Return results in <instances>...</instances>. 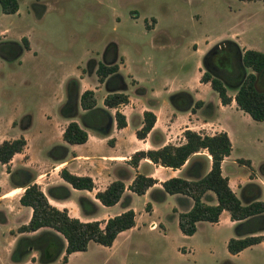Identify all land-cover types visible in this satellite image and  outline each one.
Instances as JSON below:
<instances>
[{"label": "rangeland", "instance_id": "rangeland-1", "mask_svg": "<svg viewBox=\"0 0 264 264\" xmlns=\"http://www.w3.org/2000/svg\"><path fill=\"white\" fill-rule=\"evenodd\" d=\"M34 8L42 13H37ZM153 23V30L145 26ZM155 35H161L168 44L162 48L151 47ZM21 36L28 38L30 49L23 50L18 59L7 60L0 55V141L19 135L25 138L28 159H22L20 153L15 154L10 171L27 168L35 181L34 169L42 167L60 152H51L54 145L84 149L82 144H69L60 135L56 136L55 125L62 117L59 106L65 99L66 78L75 75L79 70L77 66L84 67L92 55L100 58L107 42H115L124 55V61L116 55V62L123 66L122 71L144 86L160 81L170 89L192 86L195 80L194 69H191L195 59L194 43L204 49L207 44L218 43L221 39H240L247 47L264 52V2L18 0L15 12L0 10V41H20ZM84 71V68L79 70L80 74L86 73ZM126 79L133 82L128 76ZM227 92L232 95L234 90L227 87ZM214 93L211 88L201 91L205 99ZM157 95L170 98L161 91ZM97 103L101 104V101L97 100ZM98 104L97 107L104 108L103 104ZM108 109L105 108L110 113ZM162 113H165V107ZM227 113L232 155L249 159L252 166L249 169L244 164H237L234 176L239 180L247 175L257 176L264 163V120H254L235 109ZM5 170V164L0 163L1 186L12 179ZM17 175L14 173L12 177ZM47 178V173H43L35 182L45 190ZM54 178L55 174H51L50 179ZM261 179L264 182V177ZM82 191L73 188L68 198L80 214L78 195ZM262 191L260 199L264 200V189ZM244 192L247 197L252 196L256 194V188L250 185ZM237 195L243 200L240 190ZM144 198L134 195L131 205L136 223L132 228L120 231L111 245L90 241L85 250L70 253L63 264H264V241L234 254L227 251L226 241L235 236V224L228 223L223 216L216 222L204 221L192 234L184 235L176 223L164 218L165 211L175 203L172 198L156 202L151 213L144 205L152 199L148 195ZM49 201L61 206L60 202ZM13 206L10 202V207ZM116 209L117 205L103 207L100 213H113ZM151 219L157 223L154 228L149 226ZM3 220L0 222V264H11L8 255L15 240L10 243V239L21 233L17 227L9 229V223L5 224ZM36 255V251H30L22 264H35ZM50 264H61L60 257Z\"/></svg>", "mask_w": 264, "mask_h": 264}, {"label": "trees", "instance_id": "trees-1", "mask_svg": "<svg viewBox=\"0 0 264 264\" xmlns=\"http://www.w3.org/2000/svg\"><path fill=\"white\" fill-rule=\"evenodd\" d=\"M264 2V0H262ZM18 8V0H0V10L3 13H13ZM203 55L204 69L200 81L208 82L215 91L221 104L229 103L231 95L227 87L234 90L233 99L236 107L247 113L254 120L264 119V52L246 48L242 51L232 39H222ZM26 36L20 41H0V55L11 60L17 58L23 49H28ZM114 50V48H113ZM95 73L99 82H104L106 93L102 99L103 107L96 106L94 92L86 88L78 93V83L73 77L66 81V98L59 106V113L65 117H73L77 106L84 110L80 114L83 125L96 130L105 129L110 113L105 108H115L128 101L124 91L125 82L118 72V63L104 64L99 62ZM137 87V91H142ZM170 101L177 109L194 110L201 104L200 100L192 101L187 92H175L170 95ZM116 127L125 125L123 113L115 109L113 113ZM155 115L150 110L142 112V123L135 130L137 138H143L149 131ZM28 124H26L27 126ZM25 126V127H26ZM184 140L180 143H166L157 148L135 150L129 157V164L136 166L139 159L147 157L153 163L172 168L180 167L187 157L201 149H206L210 155L209 169L195 178L171 176L160 182L161 187L154 189L153 199L161 200L165 194H180L190 198V206L177 213V226L184 235L195 231L196 221L215 222L219 213L224 209L231 220H235V236L226 241V249L234 254L241 249L264 239V200L252 198L242 203L227 183V177L221 174L220 162L230 152L231 142L223 130L212 134L201 133L190 128L182 131ZM63 141L69 144L82 143L87 138V132L75 120H69L61 132ZM26 140L22 135L0 141V163L5 164L10 173L13 186L23 187L18 198L21 205L30 207V215L25 223L17 226L21 233L15 239L9 253L12 261H22L28 258L30 251H36L35 257L39 264H47L60 257L61 264L67 261L68 255L75 251H83L90 241L101 245H111L117 233L134 225V211L129 207L130 194L124 193V179L129 172L121 168L117 177L111 180L103 189L96 190L94 197L102 205L122 204L124 209L100 221L97 219L80 220L70 216L67 209L58 208L51 204L48 197L64 199L70 194V188L91 190L93 180L89 175L76 174L65 166L58 171L59 177L65 183L48 185L43 191L34 181L27 168L10 171L8 162L13 154L21 152ZM59 150L57 159L65 157L67 149L62 144H56L51 152ZM239 163L249 165V160L238 158ZM17 173L18 177H12ZM67 183V184H66ZM155 183V179L143 173H134L126 188L135 194H142ZM158 190V191H156ZM156 191V192H155ZM211 191L215 203H210ZM81 212L92 214L96 211V203L85 195L78 196ZM149 202L145 208L149 209ZM0 219L1 216H0ZM27 233V234H25ZM186 264V263H182Z\"/></svg>", "mask_w": 264, "mask_h": 264}, {"label": "crops", "instance_id": "crops-1", "mask_svg": "<svg viewBox=\"0 0 264 264\" xmlns=\"http://www.w3.org/2000/svg\"><path fill=\"white\" fill-rule=\"evenodd\" d=\"M41 13L42 12L40 11L39 14ZM152 20L153 22L155 21L154 18H152ZM148 24L150 23L148 22ZM145 26L153 30L154 23L153 25L145 24ZM234 41L237 43L241 51L246 48L255 49L254 47H247V45L242 44L240 39L239 41L237 39ZM167 42L168 41L164 39L161 35L159 36L155 35L151 41V47L162 48L164 45L168 44ZM215 43H212V45L207 44L204 47V49H199L195 43L192 45L195 56V59L193 60V67L191 68L192 70L194 69L192 74V76H194L195 79L194 83L192 86L187 85V86L179 87L177 89L176 88L170 89L169 87H167V85H165V82L163 81H160L157 84L152 83L144 86L143 84L139 83L138 80L134 78L131 74L122 71L123 66L117 62L118 72L123 76L124 82L126 84L124 91L127 93L128 101L126 103L119 104L115 108L108 109L110 110L111 118H109L108 125L105 129L96 130L91 127L83 125L80 114L81 113L83 114L84 110L81 109L79 106H77L78 113L75 116L65 117L62 115V117L55 125L54 131H56V136L57 137L59 135L61 136V132L64 125L70 119H74L78 121L81 124V126L85 128L87 132V138L84 142L75 143V144L84 145V149L76 150L71 146H67L66 147L67 156L61 159L52 157V159H49L47 161L45 160L46 163L44 162L41 165L42 167H38L35 169L32 168L36 170L35 181H37L36 179L40 177V175H42L43 173H47L48 178L45 182V189L48 185L51 184L65 183L58 175L59 169L63 166H65L69 171L73 173L81 174V175L83 174L89 175L93 180V187L91 190L79 189V190H83L79 195H85L89 197L92 201H94L97 205L96 211L92 214H84L82 212L80 214L78 207L73 202L68 200L69 196H71V194L73 193L72 187H69L70 194L67 198L53 199L48 197V200L52 199L55 202H60L61 206H57L54 203H51L50 201L49 202L58 208H62V207L66 208L70 216L77 217L80 220L97 219L102 221L106 219L108 216H111L113 214L122 211L124 207L119 202H116L112 205H102L94 197V193L96 190L103 189L111 180L117 177V173L120 171L121 168H125L129 172V177L124 179V185H125L124 193H129L131 199L129 203V207L132 208L131 204L134 195H138L133 192H130L126 188L127 184L130 182V179L132 178L134 173L137 172L150 175L155 179V183H153L152 186L147 188L144 193L140 194L141 196H143V198L148 195L152 199V202L146 201L150 203L149 209L145 208L146 211L148 213L153 212L155 207L154 204L156 202H161L170 197L175 201V203H172L170 205V208L165 211L164 218L167 219L168 221L177 224V213L179 211L187 209L190 206L191 204L190 198L174 193V194H165L161 200H157V199H153V195H152L154 193L153 191L156 188H160L161 187L160 182L168 177L181 176L191 179L196 177V175L198 174L197 170H199V175L206 172L210 167V155L207 153L206 149H201L199 151H195L191 153L184 161V163L180 167H176V168L153 163L147 157H143L139 159L136 166H131L128 160L130 155L135 150L138 149L146 150L148 148H157L166 143L182 142L184 140L182 131L185 128H190L195 131L206 134H212L214 132L223 130L227 133L230 139V126H229L230 123L228 122L229 113L227 112H229L230 109L240 110L239 108L236 107L235 101L233 99L234 92L231 95V100L229 101V103L226 104H221L219 101V97L216 96L217 94L215 93L212 94L209 99H205L201 95V91H207L208 89H210L208 82L200 81V75L203 71V67H202L203 55L207 51V49H209ZM113 44L115 45L114 46L115 55L111 62L116 61V55L118 57L123 58L124 61V55L121 54V52H119L116 43L113 42ZM28 45H29L28 49H30L31 46L29 40H28ZM23 50H27V49H23ZM22 51L20 52V54L22 53ZM92 58L97 59L98 57L96 55H92L89 59ZM148 59L149 58H147L146 61H149ZM124 63L125 62H123V64ZM77 68L81 70L84 67L83 66L80 67V65H78ZM79 70L75 75H70L66 78L65 86H66V81L69 78L71 77L75 78L78 83V93L86 88L92 89L94 92L96 105L98 104L97 100H100L101 104H98V106L99 105L101 106L102 99L106 93L104 82H99L97 80L94 70H92L91 72H86L84 74H80L81 71L79 72ZM127 76L130 77L131 80L133 79V82L128 81L126 79ZM137 87H142L143 90L137 91ZM160 87H163V89H160ZM159 91H161L163 94H165L168 97H170L172 93L184 91L190 95L192 101L200 100L201 104L198 107H195L193 111L190 110V108L177 109L171 103L170 98H168L169 100L160 98L157 95ZM64 95L66 98V88H64ZM163 107H165V113H162ZM115 109L119 110L124 115L125 125L122 127H116L115 125V120L112 116ZM144 110L152 111L155 115V120L149 131L146 133V135L143 138H137L135 135V130L139 128L142 123V112ZM59 115L61 116L60 113ZM263 120H258V121H263ZM25 149L26 146L23 149V151L17 152L15 154L20 153L22 159H28V153H26ZM15 154H13L10 161L7 163L9 168L15 160L14 159L16 157ZM238 158L240 157L232 155V143H231L230 152L227 155H225L220 162L221 174L227 177L228 185L230 186V188L238 198L239 196L237 195V191L240 190V194L242 195L243 200H241L240 198L239 200L242 203H246L254 197L257 199L262 198V194H263L262 190L264 189V182L261 178L264 177V163L263 162L261 163V165L263 166L261 170L259 169V175H257L259 177L255 176V174L251 177L247 175L243 180L242 179L239 180V177L234 176L235 166L239 164V161H237ZM240 164H244V163H240ZM244 165L247 166L249 169H251L252 167L250 160H249V165L247 164ZM41 168L45 169V171L40 172L42 170ZM4 173L7 174L8 172L5 170ZM51 174H55V178L53 180L50 179ZM250 185L256 188V194L247 197V195H245L244 189ZM40 188L42 189V187ZM22 190L23 187L13 186L11 182L9 183L7 181H4L2 186L0 185V216L2 219H4L3 222L5 224L9 223V229L17 227L22 223H25L29 218L30 207L21 205L18 201V198ZM207 194H209L212 197L209 202L215 203L213 193L211 191H207ZM10 202H13L14 204L13 207H10ZM114 205H117L118 209H116V211H114L113 213H104V212L100 213L103 207H112ZM220 216H223L228 221V223L235 224V221L230 219L229 214L226 210L223 209L219 213L218 219ZM2 219H0V222L2 221ZM202 222L204 221L203 220L196 221L195 223L196 228ZM205 222H209V221H205ZM135 223H136V214L134 211V225ZM156 224H157L156 221L151 219L149 226L150 228H154L156 227ZM159 224L161 223L159 222ZM133 226H131L130 228H132ZM15 237H16L15 235L11 237L10 243L14 242V240L16 239ZM263 241L264 239L260 240L259 242L263 243ZM8 258L11 264H22L23 262L26 261V259L22 261H12L9 255ZM33 263L39 264L36 261L35 256L33 259Z\"/></svg>", "mask_w": 264, "mask_h": 264}, {"label": "flooded vegetation", "instance_id": "flooded-vegetation-1", "mask_svg": "<svg viewBox=\"0 0 264 264\" xmlns=\"http://www.w3.org/2000/svg\"><path fill=\"white\" fill-rule=\"evenodd\" d=\"M34 11H36L37 13H40V11L37 9L35 10V8H34ZM215 45L219 46L217 43H215L213 46H215ZM114 46L115 45L113 44L112 41L107 42L104 49L102 50L100 58L99 57L97 59L92 58V59H89L87 63H85V65H84L85 72H91L92 70H94V73H95V69H96L99 62H102L104 64L111 63V61L113 60V57L115 55ZM213 46H211L209 49H211ZM113 48H114V50H113ZM95 75H96V73H95ZM96 77H97V75H96ZM104 87H105V85H104Z\"/></svg>", "mask_w": 264, "mask_h": 264}, {"label": "bare ground", "instance_id": "bare-ground-1", "mask_svg": "<svg viewBox=\"0 0 264 264\" xmlns=\"http://www.w3.org/2000/svg\"><path fill=\"white\" fill-rule=\"evenodd\" d=\"M15 191V190H14Z\"/></svg>", "mask_w": 264, "mask_h": 264}]
</instances>
